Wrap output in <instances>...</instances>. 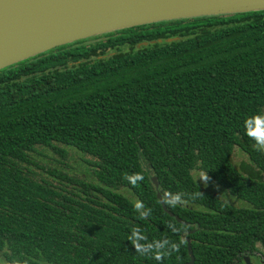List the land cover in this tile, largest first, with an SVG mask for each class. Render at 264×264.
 I'll return each instance as SVG.
<instances>
[{
    "label": "trees",
    "instance_id": "trees-1",
    "mask_svg": "<svg viewBox=\"0 0 264 264\" xmlns=\"http://www.w3.org/2000/svg\"><path fill=\"white\" fill-rule=\"evenodd\" d=\"M107 34L0 69V264H186L188 238L194 264H264V9ZM41 148L90 180L38 179Z\"/></svg>",
    "mask_w": 264,
    "mask_h": 264
},
{
    "label": "water",
    "instance_id": "water-1",
    "mask_svg": "<svg viewBox=\"0 0 264 264\" xmlns=\"http://www.w3.org/2000/svg\"><path fill=\"white\" fill-rule=\"evenodd\" d=\"M263 9L264 0H0V69L57 46L128 26ZM158 197L175 216L161 192ZM187 251L190 260L186 264H194L190 238ZM244 264H251V258L246 257Z\"/></svg>",
    "mask_w": 264,
    "mask_h": 264
},
{
    "label": "rangeland",
    "instance_id": "rangeland-1",
    "mask_svg": "<svg viewBox=\"0 0 264 264\" xmlns=\"http://www.w3.org/2000/svg\"><path fill=\"white\" fill-rule=\"evenodd\" d=\"M105 33H107V32H105ZM103 34L104 33H100L97 35H99L101 38H105L106 34L105 35H103ZM94 36H96V35H94ZM88 38H90V37H88ZM90 41L93 42L95 40H90ZM90 41H87V42H90ZM42 150L44 151L43 154L36 155L34 157L38 166H34L33 168L39 173L38 179L45 178V179H48L50 181H53V177L50 174H48L47 168L59 167L61 169L65 168L64 170L68 171L69 173H71L77 177L86 178V179L90 180L88 178V172H87V167H88L87 160L93 159L92 156L77 153L76 151H74L70 148H69L70 155L66 156V157L60 155L54 149H51V148L42 149ZM233 160H234V163L236 164V166L238 168H241L242 170H243V164L244 163H247V164L250 163L248 156L240 149H236L235 154L233 156ZM69 166H72V169ZM254 169H255V167H254ZM193 174H194L196 180L201 185L206 187L211 192H214L217 195H219L220 198L224 199L225 201H227L229 203H232V204H235L238 206L244 205L243 201H239L237 199H234L233 196L231 197V195L223 187H221L220 185L215 183L205 172H203L199 169H195L193 171ZM205 178H207V179H205ZM53 183L55 185L58 184L57 181H53ZM59 186H60V184H59ZM65 186L67 189H71L70 185H65Z\"/></svg>",
    "mask_w": 264,
    "mask_h": 264
},
{
    "label": "clouds",
    "instance_id": "clouds-1",
    "mask_svg": "<svg viewBox=\"0 0 264 264\" xmlns=\"http://www.w3.org/2000/svg\"><path fill=\"white\" fill-rule=\"evenodd\" d=\"M245 123H246V125H247V121H246ZM262 133H264V132H262ZM247 134H248L251 138H253V137L249 134V132H248ZM253 139L256 140V145H254V147H256V149H257L258 151H264V137H262V138H253ZM137 179H142V176L137 175ZM205 179H207V178H205ZM157 247H158V248H162L163 245H157ZM172 247H173V249L178 250V246H177V245L174 244V245H172ZM154 258H155L157 261H162L163 258H164V254H163V253H160V252H157V253L154 255Z\"/></svg>",
    "mask_w": 264,
    "mask_h": 264
},
{
    "label": "flooded vegetation",
    "instance_id": "flooded-vegetation-1",
    "mask_svg": "<svg viewBox=\"0 0 264 264\" xmlns=\"http://www.w3.org/2000/svg\"><path fill=\"white\" fill-rule=\"evenodd\" d=\"M106 34V37L105 38H101L99 35H96V36H92V37H90V38H88V39H86L87 41H90V40H95V41H97V40H101V39H106L107 37H108V34L107 33H104L103 35H105ZM86 41V42H87ZM90 42H92V41H90ZM139 44V43H138Z\"/></svg>",
    "mask_w": 264,
    "mask_h": 264
}]
</instances>
